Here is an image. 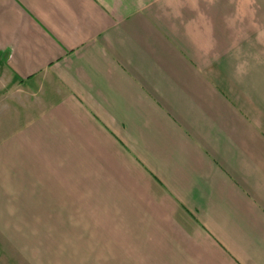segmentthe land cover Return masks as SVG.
I'll list each match as a JSON object with an SVG mask.
<instances>
[{"label":"crops","instance_id":"0c3cea01","mask_svg":"<svg viewBox=\"0 0 264 264\" xmlns=\"http://www.w3.org/2000/svg\"><path fill=\"white\" fill-rule=\"evenodd\" d=\"M0 120V264H264V0H0Z\"/></svg>","mask_w":264,"mask_h":264},{"label":"rangeland","instance_id":"374dc122","mask_svg":"<svg viewBox=\"0 0 264 264\" xmlns=\"http://www.w3.org/2000/svg\"><path fill=\"white\" fill-rule=\"evenodd\" d=\"M5 120V119H4ZM2 122V120H0V123Z\"/></svg>","mask_w":264,"mask_h":264}]
</instances>
